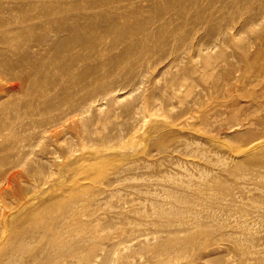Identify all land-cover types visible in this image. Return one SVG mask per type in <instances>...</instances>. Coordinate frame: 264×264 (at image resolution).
I'll return each instance as SVG.
<instances>
[{"label": "rangeland", "instance_id": "obj_1", "mask_svg": "<svg viewBox=\"0 0 264 264\" xmlns=\"http://www.w3.org/2000/svg\"><path fill=\"white\" fill-rule=\"evenodd\" d=\"M78 1L71 12L95 10ZM13 2L0 0V33L15 43L40 35L29 30L36 20L20 21L25 12L4 10ZM243 3L177 31L186 36L175 51L167 26L141 57L112 60L118 81L140 86L95 102L55 138L22 129L31 72L0 71V133L24 138L27 154L0 167V264H264V0ZM226 23L224 35L216 26ZM66 36L53 32L27 54L0 44V59L28 56L38 70Z\"/></svg>", "mask_w": 264, "mask_h": 264}, {"label": "bare ground", "instance_id": "obj_2", "mask_svg": "<svg viewBox=\"0 0 264 264\" xmlns=\"http://www.w3.org/2000/svg\"><path fill=\"white\" fill-rule=\"evenodd\" d=\"M37 1L39 0H15L4 8L25 12L20 21L36 20L34 29L31 27L29 30L42 31L37 36H29L27 33L16 43L0 33V44H4L2 47L5 51L13 53L17 47L15 45H19L22 52L27 54L33 46L32 42H43L53 32L55 35L66 32L68 36L59 39L48 56L50 59L46 57L48 60L45 61L44 58L38 70L33 61L25 56L26 60H22L24 65L16 62L17 65L13 66L0 59V71L19 78L24 77L25 71L31 72L30 76L33 75L28 83L31 101L26 103L23 100L18 114H24L21 116L24 119L22 129L38 140L44 139L46 134H49L50 139L58 137L75 117L87 112L95 102L112 99L118 91L125 88L135 91L142 80L135 82L132 77L124 76V82L118 81L122 69L115 58L124 57V63H129L128 58L131 56L141 57L146 38L148 42H152L156 36L164 33L167 26H173L176 31L170 33L165 42L161 39V43L170 46L171 38H177L179 30L183 29L186 33L199 31L218 13L229 10L230 14H237L246 9L243 0H163L161 3H158L161 0H84L82 7L88 8L91 5L95 10L77 13L71 10L81 7L78 0H66L60 7L53 6L50 0H40L45 6L41 11L33 12L32 5ZM261 20V15L256 14L249 22L257 26ZM8 24L7 17L0 18V28ZM187 25L190 28L186 30ZM243 27L241 28L245 30L246 27ZM216 28L223 30L221 33L225 35L231 27L226 23ZM213 30V27L208 26V32L212 33ZM166 31L169 32L168 29ZM181 35L171 51L181 47L186 34ZM140 62L141 58L136 60V64L140 65ZM126 69L130 71L128 65ZM14 136L3 137V133H0V167L21 165L27 156L20 153L24 138L12 140ZM14 156L21 157L14 161L11 159Z\"/></svg>", "mask_w": 264, "mask_h": 264}]
</instances>
